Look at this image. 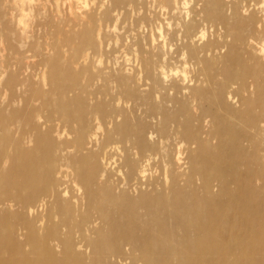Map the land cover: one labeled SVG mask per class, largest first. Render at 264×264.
I'll return each mask as SVG.
<instances>
[{
    "label": "bare ground",
    "instance_id": "bare-ground-1",
    "mask_svg": "<svg viewBox=\"0 0 264 264\" xmlns=\"http://www.w3.org/2000/svg\"><path fill=\"white\" fill-rule=\"evenodd\" d=\"M247 3L251 13L231 20L236 28L220 20L243 50L238 68L223 70L226 82L239 86L218 84L214 101L198 86L182 87L187 95L181 93L184 102L175 113L146 107V118L129 124L122 109L110 106L121 99L109 96L102 81L80 82L81 67L59 51L77 40L67 56L75 58L83 45L93 44L90 27L80 37L66 34L55 54L40 55L43 71L32 76L22 55L28 35L21 36L32 2L19 4L16 18L0 0V33L9 37L4 45L10 56L0 60V264H264V58L258 54L264 39L248 25L258 21L261 8L255 0ZM189 52L207 69L209 60L194 48ZM12 53L20 57L16 70L8 68ZM118 83L129 99L128 84ZM251 85L253 96L240 97ZM207 117L212 146L199 128ZM239 119L249 132L232 128ZM189 169L201 179L209 171L202 186L211 202L203 214Z\"/></svg>",
    "mask_w": 264,
    "mask_h": 264
},
{
    "label": "rangeland",
    "instance_id": "rangeland-1",
    "mask_svg": "<svg viewBox=\"0 0 264 264\" xmlns=\"http://www.w3.org/2000/svg\"><path fill=\"white\" fill-rule=\"evenodd\" d=\"M28 1L32 2L33 9H31L25 20L26 26L24 25V29H27L21 35L23 38L28 35L22 39L27 44L22 50V55L23 61H28V64L31 65L32 74L34 73L32 76H41L40 73L43 71V64L39 63L40 59H38L40 55H43L44 52H46L45 54H51L52 52L55 54L57 51H53V47L56 43L63 45L66 34L71 33L75 37H80L84 29L90 27L93 44L83 45L85 48L81 51L86 54L85 62L80 57L82 55L81 52L75 58L69 59L67 57L73 54L77 46V40L74 42L75 44L67 41L59 51L64 54L63 60H68L69 64L73 65L72 67L79 71L81 67L83 71L79 75L82 76L80 82L81 80L90 79V82H94V84L92 83L94 86H98L102 81L109 96L121 99L120 101H115V104L110 103V106L115 109H122L123 113L128 117L129 124H135L140 118L144 120L146 118L144 115L146 107L147 111L150 107L159 108V106H164L166 110L168 109L175 113V110L178 109L177 107L184 102L182 96L187 95V90L182 87L195 88L198 86L197 88L203 89L204 96H210L213 99L212 93L218 84L231 85V89L239 86V82L236 80L235 82L227 83L223 70L238 68V59L243 55V50L241 46L232 43V38L226 33L228 26L220 23V20L229 19L233 23L231 21L233 18L235 20L246 18L252 10V7H249L251 10L246 7V5H249L247 2L249 1L252 4L253 0H246V2L245 0L243 2L242 0L239 2L237 0H214L215 2L213 0H122L121 3H116L114 0H84L88 7L80 10L75 7L77 0H1L10 9L12 15L13 13L16 14H14L16 18L18 17L17 13H19L18 5ZM217 1L218 3L216 4ZM261 1L264 0H255L256 4L254 6L258 10L261 8L260 12L256 11L258 21L253 24L248 23V25L249 27L253 26L256 31H260L261 34H257V36L260 39H264V8ZM37 7H39L40 13H36L35 8ZM213 13H216L217 16H214ZM14 16L12 19L15 18ZM232 23L230 24L233 27L234 23ZM189 24L191 25L189 26ZM188 26L189 29L187 30ZM246 26L247 24L242 27L241 32L246 30ZM0 34V60H2L5 55L9 56V54H6L8 51L4 45L9 37L6 36L7 34ZM188 37H191V40ZM40 43L44 44L40 45ZM193 48L201 58L209 60L208 64L212 63V66L207 64V69L202 70L203 62L197 61L190 56L189 51ZM253 51L256 56L259 54L260 58H264L262 57L264 52L258 53L256 49H253ZM34 52L35 55L33 54ZM36 55L39 57H35ZM235 56L236 58H234ZM18 58H20L18 54L12 53V66H8L9 69L16 70L17 61L15 59L18 60ZM235 59L236 63L229 64ZM118 78L124 80L129 86L132 94L127 99L128 101L123 98ZM252 87V85L246 87L245 93L242 92L240 97H247V94L248 96H253V94H250L253 93ZM3 91V88H0V94ZM1 97L2 95H0ZM169 97L177 100L174 103H168L166 99ZM214 100L216 99L214 98L212 101ZM239 101L240 99L238 98L236 105H238ZM102 102L107 105L106 108H109L107 100ZM188 104L189 107L192 106L190 102ZM197 106L201 108V106L205 105L201 103V105ZM192 108H194V111H190V115L194 118L197 109L196 105ZM208 120L209 118L207 117L203 122V127L200 124L199 128H202L204 138L212 146L216 141L209 139L205 134L208 128H213V126L208 125ZM115 123H120V119L115 121ZM243 127L244 124L241 119L237 120L232 126L236 130L243 129ZM243 130L249 132L250 129ZM243 144L248 146L249 141H244ZM262 157L264 158V153H262ZM196 161L198 164L203 163L202 158H198ZM161 170H156L153 175L159 177ZM189 174H191L189 180L193 182V190L200 195L201 207L199 211L203 214L206 208L210 207L209 204L211 202L207 190L202 186L203 182L210 178L209 171L203 175L202 179L199 172L192 174L189 169ZM182 185L183 183L179 184V186ZM227 187L233 189L235 186L229 182ZM216 188L213 183L210 192L211 190L215 192ZM234 192L236 193L235 197H237L239 195L238 191ZM205 194L207 196H203ZM190 201L185 200L184 205H189ZM219 203L223 205V202Z\"/></svg>",
    "mask_w": 264,
    "mask_h": 264
},
{
    "label": "clouds",
    "instance_id": "clouds-1",
    "mask_svg": "<svg viewBox=\"0 0 264 264\" xmlns=\"http://www.w3.org/2000/svg\"><path fill=\"white\" fill-rule=\"evenodd\" d=\"M186 7V5H184ZM77 10L83 9V8H87L88 4L86 2H84V0H77V3L75 5Z\"/></svg>",
    "mask_w": 264,
    "mask_h": 264
}]
</instances>
